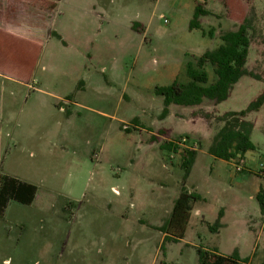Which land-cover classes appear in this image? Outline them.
<instances>
[{"label":"rangeland","instance_id":"obj_1","mask_svg":"<svg viewBox=\"0 0 264 264\" xmlns=\"http://www.w3.org/2000/svg\"><path fill=\"white\" fill-rule=\"evenodd\" d=\"M198 4L211 12L200 17L206 34L190 28ZM96 9L93 57H73L76 75L68 51L54 49L52 86L71 92V101L56 100L30 140L11 127L0 138V174L38 185L31 204L11 200L0 216V264H199L200 249L264 264L257 199L264 188V106L247 116L254 150L231 160L209 152L224 125L216 117L245 109L264 91V0H104ZM140 11H147L139 17L143 32L127 27ZM246 18V67L259 78L244 75L222 102L171 104L165 114L157 88L189 81L187 63L221 45V34ZM206 69L214 82L213 66ZM166 141L178 148L163 149ZM189 146L198 159L183 182ZM184 184L201 198L184 236L164 242Z\"/></svg>","mask_w":264,"mask_h":264},{"label":"crops","instance_id":"obj_2","mask_svg":"<svg viewBox=\"0 0 264 264\" xmlns=\"http://www.w3.org/2000/svg\"><path fill=\"white\" fill-rule=\"evenodd\" d=\"M101 2L104 0H0V138L11 127L24 141L30 140L26 137L33 136L38 123L47 124L56 100L71 101V92L52 86L54 49L68 51L67 64L74 72L70 74L76 75L73 57L83 58L85 51L93 57L96 6ZM142 14L147 11L129 18L127 27L143 32ZM197 159L198 154L191 174Z\"/></svg>","mask_w":264,"mask_h":264},{"label":"trees","instance_id":"obj_3","mask_svg":"<svg viewBox=\"0 0 264 264\" xmlns=\"http://www.w3.org/2000/svg\"><path fill=\"white\" fill-rule=\"evenodd\" d=\"M211 12L206 10L202 4H198L194 17L190 22L191 29H203L200 17ZM251 19L246 18L236 30H229L221 34L223 43L213 50H207L195 60L187 63V74L189 81L182 82L176 79L169 86L158 87L156 92L164 98V113L169 111L171 104L199 105L205 98L222 102L229 98L235 84L247 74L255 75L248 71L246 63L249 55L251 37L249 29ZM214 35V31H209ZM210 64L214 68L216 79L210 82V75L206 65ZM81 82L79 87L81 86ZM264 106V91L261 92L249 105L239 111H228L216 118L224 122V125L214 135L213 142L209 146V152L218 158L231 160L240 159L245 154L256 148L252 141V131L254 122L247 118L252 111H258ZM209 116V114H207ZM163 149L176 150L178 146L171 141H166L162 145ZM198 151L186 149L183 152L182 167L184 168L183 182H186L191 174L192 167L196 160ZM38 192V185L25 181L12 175L0 174V216H4L11 200H16L24 204H31ZM201 196L193 191H189L185 184L181 193L175 200V204L170 219L166 222L163 230L165 232L164 242L168 240L177 241L184 236L194 203ZM261 212L264 213V188L257 194ZM224 213L221 210L216 225H221V218ZM199 264H247V260L241 259L237 255L223 254L218 250H199Z\"/></svg>","mask_w":264,"mask_h":264},{"label":"built area","instance_id":"obj_4","mask_svg":"<svg viewBox=\"0 0 264 264\" xmlns=\"http://www.w3.org/2000/svg\"><path fill=\"white\" fill-rule=\"evenodd\" d=\"M166 21H167V19H166ZM184 141H185V139H184ZM189 149H195V150H197L196 147H190ZM234 165H235L236 171H242L244 169L243 164H241L240 162H238V163L236 162Z\"/></svg>","mask_w":264,"mask_h":264}]
</instances>
